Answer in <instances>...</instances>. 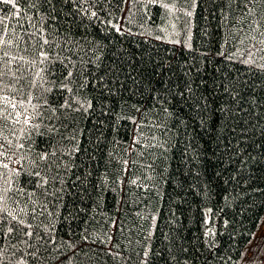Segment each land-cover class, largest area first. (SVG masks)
<instances>
[{
  "label": "trees",
  "instance_id": "16d2710c",
  "mask_svg": "<svg viewBox=\"0 0 264 264\" xmlns=\"http://www.w3.org/2000/svg\"><path fill=\"white\" fill-rule=\"evenodd\" d=\"M15 5L0 264H264V0Z\"/></svg>",
  "mask_w": 264,
  "mask_h": 264
},
{
  "label": "rangeland",
  "instance_id": "374dc122",
  "mask_svg": "<svg viewBox=\"0 0 264 264\" xmlns=\"http://www.w3.org/2000/svg\"><path fill=\"white\" fill-rule=\"evenodd\" d=\"M181 27H182V25H181ZM179 28H180L179 24H177V23L174 22L173 25H172V31L174 33H176L177 29H179ZM263 235H262V238H263ZM255 244H259L261 248H264V241L259 242L258 239H255Z\"/></svg>",
  "mask_w": 264,
  "mask_h": 264
},
{
  "label": "snow or ice",
  "instance_id": "6c2138e0",
  "mask_svg": "<svg viewBox=\"0 0 264 264\" xmlns=\"http://www.w3.org/2000/svg\"><path fill=\"white\" fill-rule=\"evenodd\" d=\"M0 3L12 4L13 7L16 6V5H15V0H0ZM26 122H27V118H26ZM21 147H22V145H21ZM0 155H2V153H0ZM3 167L6 168V167H8V165H7V164H4Z\"/></svg>",
  "mask_w": 264,
  "mask_h": 264
}]
</instances>
